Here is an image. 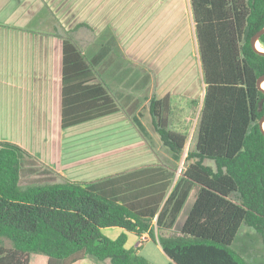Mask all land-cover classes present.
Here are the masks:
<instances>
[{
  "label": "trees",
  "instance_id": "trees-1",
  "mask_svg": "<svg viewBox=\"0 0 264 264\" xmlns=\"http://www.w3.org/2000/svg\"><path fill=\"white\" fill-rule=\"evenodd\" d=\"M190 3L205 91L195 145L180 175L176 178L168 165L148 164L84 183L64 180L22 189L20 159L26 152L0 141V264H95L93 259L152 264L139 254L140 247H125V233L112 239L102 232L105 227L123 228L140 239L148 232L169 264H249L232 248L242 224L264 244V135L259 126L264 91L257 86L264 54L250 42L264 27V0ZM259 44L264 49V33ZM95 77L84 55L64 39L62 128L120 111L104 85L89 83ZM148 109L163 145L179 158L187 130L172 120L171 96H152ZM131 120L149 138L140 119ZM193 188L196 196L179 234L163 235Z\"/></svg>",
  "mask_w": 264,
  "mask_h": 264
},
{
  "label": "crops",
  "instance_id": "crops-1",
  "mask_svg": "<svg viewBox=\"0 0 264 264\" xmlns=\"http://www.w3.org/2000/svg\"><path fill=\"white\" fill-rule=\"evenodd\" d=\"M64 39L92 67L96 77L89 83L104 85L119 112L61 127ZM204 91L190 0H0V141L26 152L20 159V185L84 183L163 164L153 151L163 143L142 118H150L157 133L148 100L170 95L176 107L172 120L188 134L187 113L192 101L203 102ZM187 138L190 143L192 135ZM174 226L163 235L175 236ZM136 236L137 248L153 241L164 253L148 232ZM125 247L132 248L126 241Z\"/></svg>",
  "mask_w": 264,
  "mask_h": 264
},
{
  "label": "rangeland",
  "instance_id": "rangeland-1",
  "mask_svg": "<svg viewBox=\"0 0 264 264\" xmlns=\"http://www.w3.org/2000/svg\"><path fill=\"white\" fill-rule=\"evenodd\" d=\"M258 45H259V48L261 49L260 44ZM192 105L193 106H191L192 107L191 110L188 111L189 113H187L189 116V120H188L189 130H188L187 137L192 135V141L190 143H187V140H186L185 146L183 150L181 151L179 158L177 159L173 158L169 149L163 146V144L161 148L154 147L153 149L159 162L166 164L176 170V178L180 175L181 170L184 168L185 157L187 155V152L194 148V140H195V135L197 132L202 102L201 100H197L196 102L192 103ZM142 118L146 121V124L149 130H152L153 134L157 136V133H155L152 123L150 122V118L146 116H143ZM136 151L138 150H134L133 152L136 153ZM206 163L212 164L211 161H206ZM19 187L22 189L25 188L23 183L22 185L19 184ZM195 196H196V188H193V190L191 191L176 221V224L173 228L172 235H176L179 233L180 228L195 199ZM122 232L124 231L118 227H110V228H105L103 230V233L109 236H118ZM3 243L6 246H10L9 241L6 239H3ZM126 245L128 247L137 248L138 238L135 233L133 232L126 233ZM232 248L236 250L238 253H240L242 257L248 261L249 264H264V244L259 234L253 228L245 224H242L232 244ZM139 253L143 255L146 259H148V261L151 262L152 264H167L169 260L168 257L162 251H158L157 245L153 241L145 242L140 247ZM104 264H109V263L108 261H105Z\"/></svg>",
  "mask_w": 264,
  "mask_h": 264
},
{
  "label": "water",
  "instance_id": "water-1",
  "mask_svg": "<svg viewBox=\"0 0 264 264\" xmlns=\"http://www.w3.org/2000/svg\"><path fill=\"white\" fill-rule=\"evenodd\" d=\"M262 33H264V27L252 35L250 42L258 52L264 54V49L256 48V43H259V37L261 36ZM262 85H264V75L260 76L257 79V86L264 91V86H262ZM259 126H260V128L263 132V135H264V114L262 115V117L259 120Z\"/></svg>",
  "mask_w": 264,
  "mask_h": 264
},
{
  "label": "bare ground",
  "instance_id": "bare-ground-1",
  "mask_svg": "<svg viewBox=\"0 0 264 264\" xmlns=\"http://www.w3.org/2000/svg\"><path fill=\"white\" fill-rule=\"evenodd\" d=\"M258 44H259V43H256V48L260 49Z\"/></svg>",
  "mask_w": 264,
  "mask_h": 264
}]
</instances>
